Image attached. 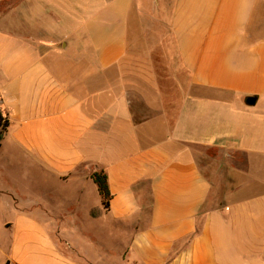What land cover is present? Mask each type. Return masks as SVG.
Here are the masks:
<instances>
[{
	"label": "crops",
	"instance_id": "0c3cea01",
	"mask_svg": "<svg viewBox=\"0 0 264 264\" xmlns=\"http://www.w3.org/2000/svg\"><path fill=\"white\" fill-rule=\"evenodd\" d=\"M0 112V264H264V0H0Z\"/></svg>",
	"mask_w": 264,
	"mask_h": 264
},
{
	"label": "trees",
	"instance_id": "16d2710c",
	"mask_svg": "<svg viewBox=\"0 0 264 264\" xmlns=\"http://www.w3.org/2000/svg\"><path fill=\"white\" fill-rule=\"evenodd\" d=\"M6 127H7V123L5 121L3 129L0 130V147L6 133ZM92 178L96 183V185L98 186L99 192L103 197V204L105 208H109V204L112 196L108 187V179L106 174L96 172L92 175Z\"/></svg>",
	"mask_w": 264,
	"mask_h": 264
},
{
	"label": "rangeland",
	"instance_id": "374dc122",
	"mask_svg": "<svg viewBox=\"0 0 264 264\" xmlns=\"http://www.w3.org/2000/svg\"><path fill=\"white\" fill-rule=\"evenodd\" d=\"M144 116H149V114L146 112V115H144ZM2 129H3V127H2ZM0 130H1V129H0ZM206 154H208L209 156L213 157V156H216V155H217V152H216V151L208 150V151L206 152ZM10 216H12V215H10ZM68 253H69L70 255H74V254H72V251H69ZM112 255H113V257H115V259H116V255H115L114 252L112 253Z\"/></svg>",
	"mask_w": 264,
	"mask_h": 264
},
{
	"label": "built area",
	"instance_id": "2783aa9c",
	"mask_svg": "<svg viewBox=\"0 0 264 264\" xmlns=\"http://www.w3.org/2000/svg\"><path fill=\"white\" fill-rule=\"evenodd\" d=\"M4 124H5V118L2 115V113L0 112V129H2V127L4 126Z\"/></svg>",
	"mask_w": 264,
	"mask_h": 264
}]
</instances>
